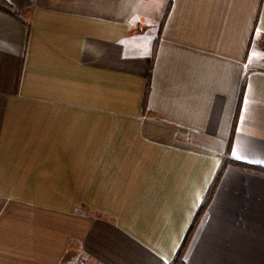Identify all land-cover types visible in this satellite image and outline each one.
<instances>
[{
	"label": "crops",
	"instance_id": "1",
	"mask_svg": "<svg viewBox=\"0 0 264 264\" xmlns=\"http://www.w3.org/2000/svg\"><path fill=\"white\" fill-rule=\"evenodd\" d=\"M3 1L0 264H264V0Z\"/></svg>",
	"mask_w": 264,
	"mask_h": 264
},
{
	"label": "trees",
	"instance_id": "2",
	"mask_svg": "<svg viewBox=\"0 0 264 264\" xmlns=\"http://www.w3.org/2000/svg\"><path fill=\"white\" fill-rule=\"evenodd\" d=\"M0 2L6 3V2L3 1V0H0ZM240 165H243V164H240ZM244 166H246V165H244ZM184 247H185V246H184ZM184 247H183L182 251L180 252L178 259H179V258L181 257V255L183 254Z\"/></svg>",
	"mask_w": 264,
	"mask_h": 264
}]
</instances>
